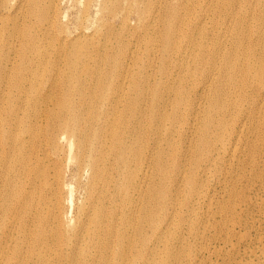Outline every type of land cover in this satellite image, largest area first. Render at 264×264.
I'll return each instance as SVG.
<instances>
[{
  "label": "rangeland",
  "instance_id": "1",
  "mask_svg": "<svg viewBox=\"0 0 264 264\" xmlns=\"http://www.w3.org/2000/svg\"><path fill=\"white\" fill-rule=\"evenodd\" d=\"M149 1L146 7L139 1L125 2L130 49L126 52L127 67L124 65L123 71L119 74L118 68L109 73L79 71V86L74 80L58 83L57 90H44L41 85V98H36L34 91L27 98L12 91L0 99V116L8 117L17 105H22L29 114L47 103L43 102L46 98L51 99V108L59 113L61 107L70 106L73 98L79 96L85 106L79 114L88 120L93 113L92 104L108 101L114 109H119L120 122L116 120L114 126L120 133L132 130V124L136 127L131 160L135 151L140 153L142 161L155 151L152 160L157 157L161 161V198L154 199L150 191L151 199L146 201L155 217L139 212L137 220L148 236L153 234L150 221L161 227L157 253L145 255L149 264H264V0ZM15 2L9 0L8 4L12 8ZM38 8L39 4L34 12ZM59 8L68 13V28L72 32L76 26L79 32L94 33L92 22L98 16L97 5L88 6L85 11L80 1L65 0ZM137 10L141 19L148 20L145 27L137 21ZM37 17L36 13L32 19ZM11 23L10 18L5 22ZM177 29L185 35H176ZM5 32L0 36L1 53L11 55L9 60L16 64L15 55L22 52L29 55L31 49L21 38L8 40ZM20 33L29 37L30 31L19 28ZM162 42L180 50L177 65L171 67V64L159 73L155 70L159 64L154 65L146 74H155V79L148 82L149 89L145 90L142 68L147 64L146 51L150 47L155 50ZM10 44L12 49L8 50ZM79 44H85L84 37L79 38ZM112 46H118L116 39L112 40ZM193 56L197 64L193 79L205 71L202 63L208 58L215 61L214 79L197 88L198 94L206 93V99L195 101L192 111L198 117L187 122L179 116L190 114L191 109L177 101L181 100L179 90L186 80L180 85V78L187 76L192 64L181 68L178 62L183 59L184 64H190ZM120 60L121 55L116 52L112 61ZM158 62L155 59L154 63ZM8 70L18 78L17 67L9 66L0 74V81L6 80ZM122 72L128 73L123 87L119 84ZM49 76L44 74L45 78ZM194 85L192 81L183 88L188 90ZM4 87L3 84L0 89ZM167 95L166 101L160 100ZM173 97L178 100L170 102ZM38 101L43 103L38 105ZM138 112L142 113L140 120L136 119ZM162 126L167 129L173 126L174 131H160ZM62 146L65 150L66 144ZM64 164L67 165L65 184L71 186V194L69 188L63 190V221L68 222L81 210H78L82 203L81 185L86 182V176L78 187L76 179L69 174L73 163H67L64 158ZM70 199L72 207L68 203ZM135 236L128 258L141 246H151V242L144 243ZM83 248L79 246V252Z\"/></svg>",
  "mask_w": 264,
  "mask_h": 264
},
{
  "label": "bare ground",
  "instance_id": "2",
  "mask_svg": "<svg viewBox=\"0 0 264 264\" xmlns=\"http://www.w3.org/2000/svg\"><path fill=\"white\" fill-rule=\"evenodd\" d=\"M15 1L11 8L9 0H0V36L6 30L8 40L21 38L23 43H28L31 53L15 55L18 57L16 66L9 60L11 55H2L0 38V74L9 66L17 67L19 72L16 78L11 70L7 71L6 80L0 81V87L5 86L0 89V99L12 91L24 98L34 91L35 97L41 98V85L44 90H57L58 83L74 80L79 86V71L90 74L109 73L115 68H118V74L123 71L126 52L130 49V40H127L128 6L125 5L130 0H71L80 1L85 11L88 6H98L91 35L79 32L76 26L73 32L68 28V13L59 8L65 0ZM133 1L142 2L145 7L151 3L149 0ZM38 4L39 8L34 12ZM157 10L159 12V8ZM137 12V21L145 27L147 18L141 19ZM36 13L39 17L32 19ZM46 13L52 15L47 17ZM8 18L11 25L5 24ZM19 28L30 31L29 37L19 34ZM175 34L185 35L178 29ZM82 37L85 38L84 45L79 44ZM94 39L97 40L95 43ZM113 39L118 41L117 47L112 46ZM10 49L11 44L8 45ZM116 52L122 58L119 62L112 61ZM179 55L180 50L168 42L159 43L155 50L152 47L147 49V64L142 68L144 89L148 90V82L155 79V74L147 75L146 72L158 64L155 69L158 73L171 64L176 67ZM155 59L159 60L157 64ZM191 64L187 76L180 78V85L185 79L183 86L192 81L195 85L188 90L182 86L179 90L182 97L177 101L191 109L190 114L179 116L187 122L198 117L194 116L192 108L196 100L206 99V93L198 94L197 88L212 83L215 61L208 58L202 63L205 71L198 73L200 77L197 79H193L197 69L194 56L190 64H184L183 59L178 62L181 68ZM45 73L50 76L45 78ZM127 74H120L122 87L127 84ZM167 98L168 95L162 96L160 100L166 101ZM73 100L70 106L61 107L59 113L51 108V99L46 98L43 102H48L32 112L26 105L29 114L22 105H17L8 117L0 116V264H149L145 255L147 252L150 255L157 253L161 227L150 221L153 234L148 236L137 220L140 219L139 212L155 217L146 201L151 199L150 191L154 199L161 198V161L157 157L152 160L155 151L150 146L148 150L152 152L144 156L143 161L136 151L131 160L132 141H135L137 130L132 124V130L119 132L114 126L116 120L120 122L119 109H114L113 104L105 100L95 106L92 104L93 113L87 120L79 114L80 109L85 108L82 100L79 96ZM174 100L178 99L173 97L170 102ZM94 108L98 109L95 111ZM141 118L142 113L138 112L136 119ZM160 131L173 132L174 127L162 126ZM63 143L66 144L65 150ZM64 158L67 163H73L69 174L76 179L78 187L86 176V182L81 185L82 203L78 207L81 210L68 222L63 221V190L69 188L71 194V186L65 184L67 171L64 167L67 165ZM68 203L72 207L71 199ZM157 203L162 206L161 202ZM134 234L136 240L151 242V246H141L142 249H136L128 258ZM79 246L84 247L80 252Z\"/></svg>",
  "mask_w": 264,
  "mask_h": 264
}]
</instances>
